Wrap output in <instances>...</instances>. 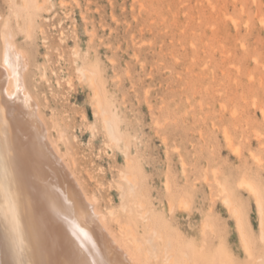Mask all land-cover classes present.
Masks as SVG:
<instances>
[{"label":"rangeland","instance_id":"374dc122","mask_svg":"<svg viewBox=\"0 0 264 264\" xmlns=\"http://www.w3.org/2000/svg\"><path fill=\"white\" fill-rule=\"evenodd\" d=\"M0 6L11 16L6 0ZM17 40L30 50L28 85L51 140L66 153L110 234L136 260L168 264L162 251L147 254L129 238L130 219L143 237L150 234L138 212L140 199L170 230L193 233L198 247L213 240L210 256L220 239L233 264H255L264 255L255 195L240 184L243 177L254 181L264 197V0H47L36 11L32 36L18 33ZM83 62L100 64L108 95L137 141L146 194L124 200L117 185L124 152L92 134V88L77 71ZM167 176L176 195L190 199L172 215ZM224 189L243 211L252 253L242 246ZM5 210V219H12ZM207 220L213 226L203 232ZM10 244L20 247L16 231L1 222L0 264H24L13 258Z\"/></svg>","mask_w":264,"mask_h":264},{"label":"bare ground","instance_id":"6f19581e","mask_svg":"<svg viewBox=\"0 0 264 264\" xmlns=\"http://www.w3.org/2000/svg\"><path fill=\"white\" fill-rule=\"evenodd\" d=\"M6 1L12 18L4 14L0 6V20L3 19L0 24V223L11 224L16 231L20 247L9 245L13 258L24 264H142L104 225L96 203L88 198L75 171L68 165L66 153H62L59 144L56 147L51 140L48 123L40 113V104L29 88L27 75L31 70V53L18 43L17 34L26 32L29 38L32 36L36 11L47 0ZM77 71L78 78L92 88L96 117V122L90 126L93 136L103 134L115 153L117 148L124 152L126 168L120 169L117 180L124 200L146 194L140 190L145 173L137 141L124 124L115 100L108 95L100 64L83 62L77 65ZM58 131L59 137L65 139V129L60 124ZM69 157L73 164H77L73 152H69ZM240 182L255 195L263 240L264 197L254 181L243 177ZM166 189L171 215L189 207V197L183 193L177 196L168 176ZM227 190L224 189L223 202L234 215L245 252L252 253L243 211ZM127 206L125 201L123 207L126 209ZM138 206L139 215L149 227L150 234L143 237L133 219L126 222L129 238L137 249L144 248L147 254L157 257L162 251L168 264H233L223 247L225 239H220L218 251L210 256L209 245L213 240L204 239L198 247L193 233L185 235L170 230L168 221L154 215L150 204L143 199L138 201ZM7 208L13 215L9 220L2 215ZM211 226L209 220L204 222L203 232L204 228ZM222 256L228 257L229 261L220 260ZM256 260L258 264H264V255L259 254Z\"/></svg>","mask_w":264,"mask_h":264}]
</instances>
